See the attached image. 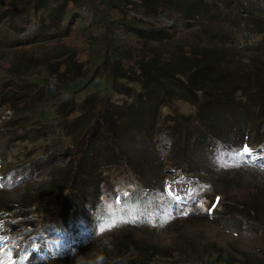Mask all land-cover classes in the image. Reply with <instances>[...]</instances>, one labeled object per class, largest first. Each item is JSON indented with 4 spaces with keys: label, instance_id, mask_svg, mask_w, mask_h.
I'll list each match as a JSON object with an SVG mask.
<instances>
[{
    "label": "rangeland",
    "instance_id": "obj_1",
    "mask_svg": "<svg viewBox=\"0 0 264 264\" xmlns=\"http://www.w3.org/2000/svg\"><path fill=\"white\" fill-rule=\"evenodd\" d=\"M159 3L165 12L152 24L176 32L145 47L151 53L145 67L175 68L179 74L197 63L200 50L230 49L236 59L232 67L238 70L204 87L212 97L244 89L254 73L264 74V0H239L238 11H229L230 0ZM176 15L181 18L177 22ZM231 16L239 21L248 17L252 25L233 23ZM34 30L33 24L24 30L18 22L0 24V264L30 262L34 250L30 264H95L96 259L98 264H206L203 259L219 249L233 255L237 264H264V124L251 109L229 100L193 104L189 96L199 98L201 93L190 92L174 76L166 79L172 95L157 108L142 105L145 123L131 124L125 118L117 125L115 147L107 145L102 133L95 135L89 153L97 164L106 165L68 191L83 211L78 222L89 220L92 230L80 236L83 243L54 250L46 224L63 218L51 217L56 213L52 200L61 201L67 192L58 188L69 175L70 150L64 147L71 148L78 133L66 134L56 106L67 94L82 100L109 89L106 78L91 76V70L70 81L64 95L44 96L30 107L23 103L32 99L23 84L38 88L54 81L46 62L63 60L73 45L80 58L89 52L80 34L54 43L43 38L15 43ZM112 99L124 105L125 97ZM198 114L209 119L210 129L193 122ZM116 150L128 165L115 161ZM229 215L242 218L243 225L228 220ZM129 240L156 250L145 256L132 247L117 259V244ZM41 249L55 252H36Z\"/></svg>",
    "mask_w": 264,
    "mask_h": 264
},
{
    "label": "trees",
    "instance_id": "obj_2",
    "mask_svg": "<svg viewBox=\"0 0 264 264\" xmlns=\"http://www.w3.org/2000/svg\"><path fill=\"white\" fill-rule=\"evenodd\" d=\"M230 2L232 3L229 5V11H238L241 7L239 0H230ZM83 7L92 10L90 14L79 12ZM163 8L159 0H0V24L18 22L23 30L28 24L35 26L33 32L28 33L21 40H15V43L28 45L36 38L54 43L57 38L68 39L80 34L89 49L86 58H80L78 49L73 45L72 50L63 60L46 62V70L54 77V81L50 80L46 85L38 88H32L29 83L23 84L21 88L32 98L23 103L30 107L35 105V100L38 101L44 96L55 93L64 95L70 81L86 76L91 70H93L91 76L106 78L109 89L106 94L92 93L82 100H75L67 94L56 106L57 115L63 118L62 128L66 134L69 135L68 133L74 130L78 133L71 148L69 145L64 147L70 150L68 170L70 176L65 177L58 188L67 192L61 201L52 200V202L56 201L53 208L56 213H52L54 215L51 217L55 219V215L61 214L63 218L58 224L53 220L46 224L47 232L54 239L56 247L54 250L64 251L69 244L83 243L80 236L92 230L89 220H85L83 224L78 222L76 217L83 215V211L75 204L73 195L68 191L72 184L88 180L89 175L96 171L97 167L106 165V161L97 164L98 159L89 153L94 147L95 135L98 132L102 133L105 135L107 145L111 148L115 147V142L112 140L113 132L117 125L124 124L121 122L122 119L129 118L130 123L132 121L136 125H142L145 123V119L142 118V105L147 104L149 108H157L165 98L172 95L166 79H172L174 76L190 92L199 91L198 93H201L197 96L199 98L189 96L195 105L200 101L229 100L234 105L242 104L251 109L256 121L264 124V74L254 73L253 78L248 80V87L233 88L230 92L223 93L221 97L213 96V98L210 92H204V87L208 83L219 80L227 75L228 71L231 73L230 70H238L237 66L232 67L236 59H233L234 54L230 49L212 47L200 50L196 55L197 63L191 69L179 74L176 73L175 68L170 70L161 66L153 69L145 67L146 60L151 58V53H146L145 47L152 41H164L176 32L172 27H158L152 24L151 20L156 18L160 11L165 12ZM169 12L176 14L172 10ZM186 16L190 18L192 14L187 13ZM230 18L233 23L252 25L248 17L241 18L240 21L234 16ZM174 19L177 22L181 18L176 15ZM98 27L103 28L100 32H93V29ZM128 33L133 34L132 37L127 38L125 34ZM158 86L162 92L159 91ZM237 92L239 94L235 98ZM114 95L125 97L124 105L113 101ZM242 97L244 100H241ZM208 121V118L199 114L193 117V122L198 123L202 128L210 129V126H207ZM114 157L117 162L129 164L117 150ZM65 181L70 184L67 185ZM230 219L243 225L244 221L239 216L229 215L228 220ZM126 241L117 244L115 254L117 259L132 247L145 256L153 249L156 250L152 246L141 245L136 240ZM54 250L41 249L36 252L44 254L48 251L55 252ZM35 255L34 250L30 262L25 264L32 263L31 260ZM203 261H207L206 264H237L234 256L222 249L216 250L211 258L206 257ZM94 263H100V259H96Z\"/></svg>",
    "mask_w": 264,
    "mask_h": 264
},
{
    "label": "snow or ice",
    "instance_id": "obj_3",
    "mask_svg": "<svg viewBox=\"0 0 264 264\" xmlns=\"http://www.w3.org/2000/svg\"><path fill=\"white\" fill-rule=\"evenodd\" d=\"M249 150H248V148L247 147H245V149H244V152H248ZM115 223V221H113V224ZM109 227L111 226V225H108ZM103 230V229H102Z\"/></svg>",
    "mask_w": 264,
    "mask_h": 264
}]
</instances>
